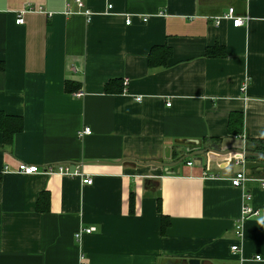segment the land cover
<instances>
[{"label":"crops","instance_id":"obj_1","mask_svg":"<svg viewBox=\"0 0 264 264\" xmlns=\"http://www.w3.org/2000/svg\"><path fill=\"white\" fill-rule=\"evenodd\" d=\"M80 1L89 21L72 0H0V114L21 121L10 142L0 131V264H264V160L182 159L264 149V0ZM228 8L247 23L232 28ZM161 46L164 66L149 65Z\"/></svg>","mask_w":264,"mask_h":264},{"label":"built area","instance_id":"obj_2","mask_svg":"<svg viewBox=\"0 0 264 264\" xmlns=\"http://www.w3.org/2000/svg\"><path fill=\"white\" fill-rule=\"evenodd\" d=\"M73 3L75 4V6L77 7L78 10H82V14L85 17L86 21H89L91 18V13L89 12V10L84 9L82 2L80 0H72ZM110 6H107V8H109ZM30 11V10H28ZM26 11V12H28ZM35 12H37L35 10ZM24 12L21 11L19 12V14H17V16L15 17L14 23L16 25H21L23 23L21 15ZM71 12H69V10L66 8V10L64 11V15H68ZM222 19L228 20L230 22V25L232 26V28H237V27H241L243 25H245L248 21V18L245 16H236L233 12L232 8H228L227 12L225 15H223L221 17ZM142 22H145L146 19H142ZM124 24L126 26H128L130 24V21L128 18H125L124 20ZM264 26V24H263ZM136 102L140 101V98H135ZM169 104H166V106H168ZM90 133V130L88 127H84L81 130H79L78 132V136H84V135H88ZM237 165H239L241 167V169H243V166L245 164L244 162V158H240L237 162ZM187 165H190V163H187ZM17 172L22 174V175H33V174H42L45 176H52V175H57V176H64V177H69L72 179H77L79 180V182L82 185H86L89 186L92 183V179L88 176H85L81 170L79 166H69L67 164H51V165H45V166H31V165H24L21 164L18 166L17 168ZM244 181V174L243 171H239L238 173H236L234 175V177L232 179H230V185L232 187H240L242 185V182ZM259 186L260 188L264 191V178L259 180ZM257 211L247 208V207H242L241 208V217L242 219L248 218V217H252V216H257ZM94 232V228L89 227V228H85L84 230H80L78 232H76L73 235L74 240H78L81 234H89ZM233 233L234 236L236 238H239V225L237 224L236 226H234L233 229ZM230 252L232 254H237L238 253V247L236 245H232L230 246ZM253 260H259V256H254L252 258ZM77 264H88L87 260L85 258V256L83 254H79L78 256V262ZM235 264H245V262L243 260H237V262Z\"/></svg>","mask_w":264,"mask_h":264},{"label":"trees","instance_id":"obj_3","mask_svg":"<svg viewBox=\"0 0 264 264\" xmlns=\"http://www.w3.org/2000/svg\"><path fill=\"white\" fill-rule=\"evenodd\" d=\"M157 49H159L158 55L154 57L153 52L156 51ZM169 54H170L169 48L165 46L152 48V50H150L149 52L148 63L149 65L164 66L165 61L167 57L169 56ZM109 84L110 82L105 85L104 90L106 92L108 91ZM20 123L21 121L18 118L7 117V116H3L2 114H0V131L2 133L3 139L6 142H10L12 132L21 130ZM231 124L232 122L230 120L228 122V128L231 127ZM253 149H256V151L250 150V153H264V149L260 147L253 148ZM247 152H249V149L247 150ZM166 226H167L166 220L164 219V217L160 216V233L161 234L164 233Z\"/></svg>","mask_w":264,"mask_h":264},{"label":"water","instance_id":"obj_4","mask_svg":"<svg viewBox=\"0 0 264 264\" xmlns=\"http://www.w3.org/2000/svg\"><path fill=\"white\" fill-rule=\"evenodd\" d=\"M194 144H197V142L193 141ZM210 154H214L216 156H226L229 154H234L233 156L239 157L241 154L244 157L247 158H258L260 160H264V154L263 153H250V152H243L240 146H233L232 144H228V146H219L218 148H210V147H204L200 150H196L192 153H190L187 156H183L182 159L187 158V157H199V156H208ZM181 159V160H182ZM181 160H179L178 162H175L171 165H169L170 167L176 165L177 163H179ZM149 165H154V166H164L162 164H154V163H150ZM187 264H198L197 260H188Z\"/></svg>","mask_w":264,"mask_h":264}]
</instances>
